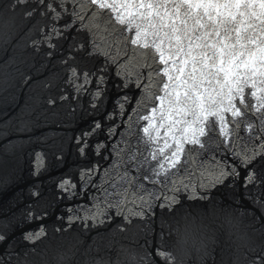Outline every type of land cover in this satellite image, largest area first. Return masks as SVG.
I'll use <instances>...</instances> for the list:
<instances>
[{
    "label": "snow or ice",
    "instance_id": "obj_1",
    "mask_svg": "<svg viewBox=\"0 0 264 264\" xmlns=\"http://www.w3.org/2000/svg\"><path fill=\"white\" fill-rule=\"evenodd\" d=\"M3 11L0 264H48L50 221L55 234L130 241L115 261L92 255L93 241L78 264H264V0H11ZM54 56L55 81L37 84L34 62ZM68 118L83 125L71 141L88 162L53 177ZM41 122L54 131L37 135ZM101 156L107 166L91 160ZM25 160L32 200L17 215ZM185 199L197 210L177 213Z\"/></svg>",
    "mask_w": 264,
    "mask_h": 264
},
{
    "label": "water",
    "instance_id": "obj_2",
    "mask_svg": "<svg viewBox=\"0 0 264 264\" xmlns=\"http://www.w3.org/2000/svg\"><path fill=\"white\" fill-rule=\"evenodd\" d=\"M11 2V0H0V17L5 15L8 16V19L11 21L13 18L10 13H5L3 11V6L7 5ZM58 56H54L52 58H38L34 63L38 69L37 72H33L34 80L39 84L41 81L44 80H53L56 79V74L59 72L58 66H55V61L58 59ZM47 65L44 67L43 65ZM53 94H58L55 89L52 90ZM47 92L41 95L40 90L37 88L35 90V95L39 96L41 100L47 98ZM111 97H115V92L111 93ZM28 92L27 89L21 93L18 99V107L14 110L9 111V115H15L16 112L19 111L20 107L23 106L28 101ZM112 100L108 101V108H111ZM57 108H59V103L57 104ZM7 117H0V119H6ZM82 127L83 125L79 120H73L71 118L65 119V125L63 129L55 130L56 134L59 136L64 137V150H65V159L64 162L57 166L55 161H52L53 168L48 175L53 177H57L62 173H68L70 175H75L76 168L81 163H87L88 161H81L80 157L76 154L75 148L72 144L71 137L74 135L77 127ZM54 131V129L50 128L47 125H43L41 122V127L37 129V135L41 132L50 133ZM118 131H123V128L119 129ZM98 139L103 140L104 136L101 134ZM33 147L39 149L40 145H34ZM99 159L102 164L107 166V161L102 159V156L91 157V160ZM41 180L45 181L43 188V197L45 201H48L52 198L55 194V186L47 182V177H41ZM32 181L28 178V163L25 160V170H24V179L17 185V191L21 193L20 195V204L17 205V215H19V209H22L23 206L29 202H31L32 198L29 195V186ZM214 194L217 195V198L222 202L225 196L231 198L232 193L229 190L223 189L222 187L219 190L213 189ZM245 204L247 202L245 201ZM191 205V206H190ZM250 207V205H248ZM197 208L193 202H189L186 199L182 200V206H176V212L179 214H184L186 212H194ZM52 212H56V205L53 204ZM60 212L64 211V208L59 209ZM158 212L161 210H157ZM57 214H59L57 212ZM155 224L154 227L159 230L160 225L162 222L167 223L169 222V217L166 215L164 217H154ZM54 225V221H50L49 223V236L43 242H41L40 247L44 248L47 247V262L48 264H60L59 256L62 254H67V264H78V262H82L84 259L83 256V248L86 247L88 244H92L93 241L96 242V245L101 249L100 253L93 252L92 255H103L105 252L107 253L108 257L111 258L112 261L117 259V252L116 249L119 247L120 244H129L130 241L122 239V234L116 232H110L104 229L100 230V237H97V231L93 230L91 232H80L75 227L69 231L68 233L63 234H55L52 231ZM2 228V225H0ZM75 244L77 248H80L79 252H76L75 249L69 251L71 245ZM111 244L112 248H106V245ZM75 252V254H73ZM123 261V257H120ZM190 264H196L195 257H193Z\"/></svg>",
    "mask_w": 264,
    "mask_h": 264
},
{
    "label": "clouds",
    "instance_id": "obj_3",
    "mask_svg": "<svg viewBox=\"0 0 264 264\" xmlns=\"http://www.w3.org/2000/svg\"><path fill=\"white\" fill-rule=\"evenodd\" d=\"M189 235H190V236H194V235H195V226H191V227L189 228Z\"/></svg>",
    "mask_w": 264,
    "mask_h": 264
}]
</instances>
